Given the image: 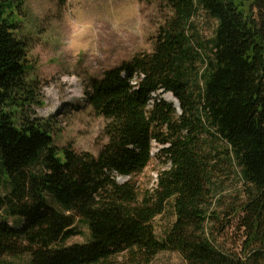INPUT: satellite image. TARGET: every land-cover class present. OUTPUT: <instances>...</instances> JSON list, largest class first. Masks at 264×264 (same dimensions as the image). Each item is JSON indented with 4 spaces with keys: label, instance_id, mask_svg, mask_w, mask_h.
Returning <instances> with one entry per match:
<instances>
[{
    "label": "trees",
    "instance_id": "16d2710c",
    "mask_svg": "<svg viewBox=\"0 0 264 264\" xmlns=\"http://www.w3.org/2000/svg\"><path fill=\"white\" fill-rule=\"evenodd\" d=\"M14 1L0 0V174L8 188L0 194V258L149 264L177 252L186 264H264V0H165L170 14L152 51L104 70L83 90L106 121L107 142L96 156L67 144L63 160L50 124L21 110L33 93L26 45L6 12ZM199 12L215 23L206 43L195 30ZM168 92L179 111L162 97ZM202 133L222 141L239 168L242 198L224 212L240 231L238 250L212 232L221 218L210 200L211 152L200 147ZM153 142L166 167L142 188L134 177L149 164ZM168 210L173 220L158 237L152 222ZM75 217L90 241L58 247L79 233Z\"/></svg>",
    "mask_w": 264,
    "mask_h": 264
},
{
    "label": "rangeland",
    "instance_id": "374dc122",
    "mask_svg": "<svg viewBox=\"0 0 264 264\" xmlns=\"http://www.w3.org/2000/svg\"><path fill=\"white\" fill-rule=\"evenodd\" d=\"M16 2L20 4L17 6ZM6 12L18 22L17 36L26 45L25 81L30 85L33 100L21 107L25 119L36 118L50 124L55 155L61 160V148L67 144L77 152L96 156L107 142L106 121L85 102L83 90L90 80L100 78L104 70L129 60L135 53L152 51L158 25L170 14L166 1L66 0L60 4L58 0H15ZM194 25L198 38L206 43L215 28L214 21L199 12ZM200 139V147L211 152L210 200L221 218L212 225L213 235L227 249L238 250L240 231L224 212L242 198L239 168L227 156L222 141L205 133ZM158 148L153 142L149 164L134 177L137 186H153L157 172L166 167ZM121 179L127 178H116L119 182ZM7 191L0 174V194ZM49 202L62 210L53 200ZM172 220L169 210L156 217L152 222L156 236L161 237ZM74 226L79 233L58 247L90 241L89 229L81 219L75 217ZM0 264H30V256L4 255ZM149 264L186 261L177 252H163Z\"/></svg>",
    "mask_w": 264,
    "mask_h": 264
},
{
    "label": "water",
    "instance_id": "95a60500",
    "mask_svg": "<svg viewBox=\"0 0 264 264\" xmlns=\"http://www.w3.org/2000/svg\"><path fill=\"white\" fill-rule=\"evenodd\" d=\"M168 93H170V92H168ZM167 93H164L163 95H162V97L164 98V99H166L165 98V95H166ZM170 95L172 96V98H173V100H170L171 102H172V104L177 108V110H179V103H178V100L170 93ZM167 100V99H166ZM124 181V179H121V182H123Z\"/></svg>",
    "mask_w": 264,
    "mask_h": 264
},
{
    "label": "bare ground",
    "instance_id": "6f19581e",
    "mask_svg": "<svg viewBox=\"0 0 264 264\" xmlns=\"http://www.w3.org/2000/svg\"><path fill=\"white\" fill-rule=\"evenodd\" d=\"M165 98H166L167 100H173V98H172V96L170 95V93H167V94L165 95Z\"/></svg>",
    "mask_w": 264,
    "mask_h": 264
},
{
    "label": "built area",
    "instance_id": "2783aa9c",
    "mask_svg": "<svg viewBox=\"0 0 264 264\" xmlns=\"http://www.w3.org/2000/svg\"><path fill=\"white\" fill-rule=\"evenodd\" d=\"M81 95V94H80ZM152 96H155V94L153 93Z\"/></svg>",
    "mask_w": 264,
    "mask_h": 264
}]
</instances>
